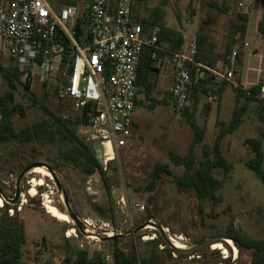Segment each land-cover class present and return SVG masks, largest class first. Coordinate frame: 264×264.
Instances as JSON below:
<instances>
[{"label":"rangeland","instance_id":"rangeland-1","mask_svg":"<svg viewBox=\"0 0 264 264\" xmlns=\"http://www.w3.org/2000/svg\"><path fill=\"white\" fill-rule=\"evenodd\" d=\"M57 1L58 6L78 4L82 11L87 10L89 5L82 0ZM238 2L135 0L133 10L138 21L159 16L165 26L177 31L185 41L207 35L205 60L218 69L222 67L226 70L229 67L228 56L238 50L239 66L235 80L249 88L257 85L264 88V36L258 31L260 22L264 24V1L251 0L248 11L244 12L250 16L244 36L231 29L232 21L237 15L243 14V11H238ZM245 43L248 47L243 49ZM0 62L11 68L8 60ZM168 63L171 64V59L164 54L158 62L159 71L153 79L149 96L145 89H140L135 115L136 128L129 147L119 152L112 162L105 165L100 146L88 142L78 128V136L90 143L96 152L109 187L99 173L86 176L71 161L65 160L62 148L57 144H0V190L9 200L16 197L20 174L32 165L45 170L50 167L62 187L60 191L52 176L41 178L30 172L21 181L18 202L12 204L5 201L0 194V199L5 203L0 208V221L7 211L9 217L18 218L25 226L26 243L22 247L24 263L75 264L80 252H86L88 259L92 260L101 256L100 248H105L114 253L117 249L135 253L141 260L153 259L155 264H252V250L239 248L230 240L237 249L234 256L233 248L225 241L230 239L229 225L232 222L235 232L242 236L264 240V184L246 167V162L254 154L244 144L248 138L261 137L264 125L259 116L260 108L256 102H251L240 128L223 141L222 152L234 169L228 176L221 170L215 172V176L225 183L220 191L224 201L212 211L210 201L199 200L192 188L179 186L185 169L174 166L170 161V152L183 156L190 153L194 131L186 116H177L171 110V81L166 69L162 72ZM14 73L15 103L21 105L25 112L24 117L14 114L16 130L50 119L47 110L62 118L74 116L75 111H72L69 102L58 98L54 79L43 81L37 76L29 82L19 73ZM26 84H29L28 88ZM223 85L225 92L221 103L216 93ZM8 89L7 81L0 76V95ZM236 96L232 87L220 80L213 82L208 95H202L196 105L194 98L189 101L190 112H194L199 126L205 131L203 143L194 148L197 168L203 160L202 146H213L215 142L217 120H231ZM158 164L170 165L172 175L162 176L155 183L153 170ZM34 179L43 185L38 184L36 196L31 197L28 192ZM123 193L131 209V218L122 215L118 209V201ZM47 198L68 216L66 199L69 209L79 220L91 224L90 234L82 235L70 218L69 224L49 214L45 208ZM134 203H141L145 210H132ZM148 225L152 229L145 231ZM142 226L143 229L136 232ZM71 229L75 233L70 234ZM67 234L71 237L67 238ZM154 236V240L143 241L144 237L150 239ZM171 236L182 237L180 242L185 248L177 250L169 245L166 238ZM207 240L210 243L202 244ZM216 244L222 251L212 249Z\"/></svg>","mask_w":264,"mask_h":264},{"label":"built area","instance_id":"built-area-1","mask_svg":"<svg viewBox=\"0 0 264 264\" xmlns=\"http://www.w3.org/2000/svg\"><path fill=\"white\" fill-rule=\"evenodd\" d=\"M134 2L90 0L87 10L82 11L78 4L58 6L57 0H0V60H8L26 81L37 76L43 81L54 79L58 98L69 102L76 112L86 111L87 121L80 129L88 142L100 146L105 165L127 149L132 139L138 68L145 48L152 50V58L163 53L171 59L169 93L175 115L180 116L188 107L193 86L221 80L241 99L256 102L264 120V88H249L235 80L238 50L228 56L226 70L199 60L196 40L185 41L179 50L172 51L159 43V28L144 32L134 17ZM250 4L251 0H239L238 11L244 14ZM118 209L131 218L124 193ZM133 209L142 212L145 206L134 203ZM82 224L89 235L91 224ZM100 251L102 264H118L114 251ZM131 264L144 263L136 256Z\"/></svg>","mask_w":264,"mask_h":264},{"label":"trees","instance_id":"trees-1","mask_svg":"<svg viewBox=\"0 0 264 264\" xmlns=\"http://www.w3.org/2000/svg\"><path fill=\"white\" fill-rule=\"evenodd\" d=\"M89 4L90 0H82ZM264 1V0H263ZM74 4V3H67ZM249 16L247 14H239L231 23V29L235 33L244 35L247 31V24ZM145 33H152L155 28H159L158 39L159 43L166 46L172 51L179 50L185 43L182 35L177 31L165 26L160 17L153 16L150 19H142L140 21ZM259 33L264 36V24H260L258 28ZM234 35V34H233ZM232 36V35H231ZM234 38V36H233ZM232 38V42H233ZM198 45V59L202 62L212 66V63L205 60L203 53L208 44L207 35H199L197 40ZM231 45L228 47L230 49ZM164 54L159 53L157 58H152V50L145 48L141 56V61L138 68V86L140 89H145L149 96L152 87L153 79L156 72L159 71L158 62ZM13 67H5L0 62V76H2L8 83V90L6 93L0 95V144L12 146L19 143L37 142L40 144H57L62 148V156L65 160L71 161L73 165L80 168L84 175L91 176L99 173L107 187V179L103 172V168L99 163L96 152L90 143H86L78 136V128L87 121L86 111L74 112L70 104V108L75 113L69 118H62L48 112L50 119L42 120L31 127H26L16 130L13 122L15 113L25 116L24 108L15 103L14 91L16 90L15 73ZM212 81H204L203 84L193 86L190 92L189 101L194 98L195 105L199 102L202 95H208ZM29 84H26L28 88ZM261 88V86H256ZM225 91L224 85L218 90L219 101ZM252 99L247 98L242 102L239 96H236V103L232 113L231 120L226 123L224 121L216 122L218 134L216 136L213 146L204 144L202 146L203 160L199 167H196L197 161L194 155L195 146L202 144L204 141L205 131L199 126L194 112H190L187 107L182 116L188 118L189 124L194 131V140L192 148L187 156L180 155L176 152H170V161L176 167H183L185 169L184 177L178 182L179 186L192 188L199 200H208L212 203V211L214 208L224 201V197L220 191L224 188V180L215 176L218 170L223 171L225 176L230 175L234 169V165L224 156L222 152V144L228 135L234 134L241 126L244 117L247 115ZM138 105V102H137ZM69 107V106H68ZM260 119L264 120L261 116ZM136 128V125H135ZM260 138H248L245 140V146L249 147L254 156L246 162V167L252 170L258 179L264 184V151L263 138L264 130L260 133ZM101 153V152H100ZM172 175L171 166L166 164H158L153 170V181L159 182L162 176ZM4 202V201H3ZM5 205V203H4ZM2 205L1 208L4 206ZM8 206L6 205V210ZM229 237L232 239L237 247H245L253 251L252 264H264V240L249 239L233 228V222L229 225ZM26 243V232L24 224L18 218L9 217L7 211L0 221V264H26L22 260V247ZM115 258L118 264H131L136 261L135 253H126L123 250L117 249L115 251ZM144 264H155L153 259L143 258ZM75 264H102L100 257L97 259H88L86 252H80L78 260Z\"/></svg>","mask_w":264,"mask_h":264},{"label":"bare ground","instance_id":"bare-ground-1","mask_svg":"<svg viewBox=\"0 0 264 264\" xmlns=\"http://www.w3.org/2000/svg\"><path fill=\"white\" fill-rule=\"evenodd\" d=\"M32 173H34L36 175H39L41 178H51V174L47 170H45L44 168H36V169H34L32 171ZM38 184L43 185L42 182L38 183L37 180H35V179L32 180V187H31L30 191L28 192V195H30L31 197H35L36 196V194H37L36 186ZM2 205H4V202H3L2 199H0V208H1ZM45 208H46L47 212L49 214H51L53 217H55L56 219H58V221L64 222V223H69V224L71 223V220L69 219V217L65 213L61 212L57 207H55L52 204V202L50 201L49 198H47V202L45 204ZM151 229H152L151 225H148L147 226V230H151ZM165 232H167V229H165ZM73 233H75V230L74 229H71V233L70 234H73ZM181 239H182V237H174V238H172V236L170 237V240H171L172 244L176 248H178V249H184L185 246L180 242ZM145 240L150 241L151 238L150 239L147 238ZM225 242L230 247L233 248L234 254H235L234 256H236L237 249L235 248L233 242L230 241V240H226ZM225 258H227V257H225Z\"/></svg>","mask_w":264,"mask_h":264},{"label":"water","instance_id":"water-1","mask_svg":"<svg viewBox=\"0 0 264 264\" xmlns=\"http://www.w3.org/2000/svg\"><path fill=\"white\" fill-rule=\"evenodd\" d=\"M36 168H39V166L37 165H32V166H29L27 167L19 176L18 178V182H17V192H16V197L14 200H9L6 195L3 193L2 190H0V194L2 196V198L5 200V201H9V202H12V204L18 202L20 200V197H21V190H20V184H21V181L22 179L30 172H32L34 169ZM47 171L51 174L52 178L55 180L58 188L60 191H62V187L59 183V181L57 180V178L55 177V174L53 172V170L50 168V167H47ZM65 205L67 207V210H68V216L69 218L74 222L76 228L78 229V231L82 234V235H88L86 232H85V228L82 224V222L79 220V218L69 209V205L65 199ZM144 226L140 227L139 229L136 230V232L140 231L141 229H143ZM166 238V237H165ZM229 240H232V239H229ZM166 242L171 245L172 247L176 248L170 238H166ZM206 243H210V240H207V241H204L202 244H206ZM177 250H179L178 248H176Z\"/></svg>","mask_w":264,"mask_h":264},{"label":"crops","instance_id":"crops-1","mask_svg":"<svg viewBox=\"0 0 264 264\" xmlns=\"http://www.w3.org/2000/svg\"><path fill=\"white\" fill-rule=\"evenodd\" d=\"M249 18H250V16H249ZM249 22V21H248ZM260 24H261V22H260ZM260 24H259V26H260ZM247 26H248V24H247ZM247 32V31H246ZM246 34V33H245ZM244 34V35H245ZM243 35V36H244ZM244 47H248V44L247 43H245V44H243V49H244ZM203 56H204V53H203ZM204 58H205V56H204ZM206 59V58H205ZM206 61H208V60H206ZM166 69V72L168 73V76H169V78H170V81L172 82V72H173V66H172V64H169L168 63V65L166 66L165 65V67L162 69V72H164V70ZM171 85V84H170ZM257 86H259V85H257ZM225 92V91H224ZM224 94V93H223ZM222 99H223V95H222V97H221V103H222ZM220 103V104H221ZM236 103V102H235ZM234 110V109H233ZM224 121V120H223ZM225 122V121H224ZM226 123H228V122H226ZM229 136V135H228ZM225 140V139H224ZM263 146H264V143H263ZM263 151H264V148H263Z\"/></svg>","mask_w":264,"mask_h":264},{"label":"flooded vegetation","instance_id":"flooded-vegetation-1","mask_svg":"<svg viewBox=\"0 0 264 264\" xmlns=\"http://www.w3.org/2000/svg\"><path fill=\"white\" fill-rule=\"evenodd\" d=\"M32 173V172H31ZM32 174H34V173H32ZM223 245V244H222ZM212 249L213 250H221L220 248H219V246H218V244H216V245H213L212 246ZM222 251V250H221ZM227 252V251H226ZM224 255H228L229 254V252H228V254H226V253H223Z\"/></svg>","mask_w":264,"mask_h":264}]
</instances>
